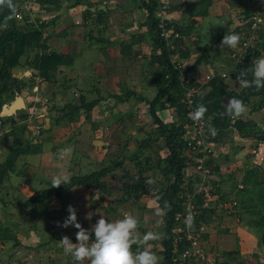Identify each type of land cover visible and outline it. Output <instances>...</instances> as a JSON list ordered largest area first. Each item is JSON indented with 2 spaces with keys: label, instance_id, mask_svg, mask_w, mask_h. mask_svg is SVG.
Here are the masks:
<instances>
[{
  "label": "crops",
  "instance_id": "1",
  "mask_svg": "<svg viewBox=\"0 0 264 264\" xmlns=\"http://www.w3.org/2000/svg\"><path fill=\"white\" fill-rule=\"evenodd\" d=\"M55 1L57 4L51 14L55 20L47 21L49 25L55 22L54 30L45 33L44 39L49 40L50 50L72 55L73 64L60 67L54 83L39 78L41 84L23 89L24 106L13 114L4 111L1 114L14 118L13 124L10 122L6 126L9 128L6 132L13 135L12 148L15 145L30 147L28 154L17 157L13 169L0 184V213L6 215L4 212L8 208L14 213L24 209L27 215L22 219L26 227L29 226L24 233L15 234L7 229L10 237L7 241L14 244L12 247L7 245L8 255L4 258L16 252L14 264H19L18 260L28 264L16 257L20 254L28 256L22 252L24 249L28 253H45L52 264H63L70 256L64 254L59 241L67 236L72 243H77L73 242L77 229L74 226L58 227L57 222L63 223L71 205L77 210V221L85 229H90L100 215L109 220L120 219L125 214L134 215L139 221L138 235L148 231L160 234V239L151 242L153 247L150 249L159 257L160 264L164 261V225L162 212L157 215L161 208L155 192L162 184L172 183L174 178L168 181L155 168L169 151L150 114L149 102L156 98L165 79L162 77L164 67L158 61L161 50L156 48L148 13L139 0ZM78 1L80 3L76 4ZM145 1L151 5L150 0ZM163 1L169 5V23L179 33L184 46L174 58L171 57L172 64L192 68L189 77L194 84L202 86L200 98L210 94V83L216 78L221 79L230 91L243 92L245 88L239 86L231 71L239 65L234 53L241 45V17L251 8L250 1ZM230 30L239 35V43L235 48L222 49V39ZM208 38L207 45L201 46V40ZM199 60L202 63L197 65ZM210 75L214 78L208 81L206 78ZM46 85L57 92L59 101L79 94L81 98H90L91 102L98 101V104L87 121L83 118L77 122L72 115L64 118L61 111L59 123L55 119L53 125L57 126H51V112L36 109L40 101L50 103L41 95ZM174 95L176 92L169 93L157 111L165 124L181 121L177 106L171 101ZM228 100H225L226 105ZM75 106L79 108V102ZM63 111L69 113L66 109ZM22 112L27 114L26 120L18 121L17 116ZM33 116L47 122L46 128L42 122L36 124ZM262 116L261 121L253 115L242 121L261 132L264 130V114ZM22 126H25V139H19L15 134ZM214 128L215 135L208 130L213 153L207 156V165L212 171V191L207 198V207L198 219V229L209 258L214 259L211 264H264L261 240L264 233V164L255 167L250 158V150L257 139L255 134H241L232 123L229 127ZM41 129L46 132L44 135ZM69 146L71 154L59 159L58 151ZM12 148L4 159L0 157V163L7 161ZM186 156L189 162L184 169V187L192 191L199 182L196 163L190 159L196 156L189 153ZM106 168L109 174L104 180V190L73 188L63 199L53 198L47 209H37V213L34 208L24 206L36 192L49 189L52 177L58 173L66 174L69 181L73 176L89 175ZM138 177L145 181L143 193L133 194L124 189V183ZM148 179L153 180L151 186L146 185ZM13 214L11 220L5 218L9 225L14 223ZM89 214L91 219L87 218ZM39 224H46L41 232L36 230ZM15 241L19 242L18 246ZM0 243L3 246L7 242L0 240ZM13 247L16 248L11 250ZM135 250L136 246H133ZM0 253L4 255L6 251Z\"/></svg>",
  "mask_w": 264,
  "mask_h": 264
},
{
  "label": "trees",
  "instance_id": "2",
  "mask_svg": "<svg viewBox=\"0 0 264 264\" xmlns=\"http://www.w3.org/2000/svg\"><path fill=\"white\" fill-rule=\"evenodd\" d=\"M160 0H150V4L145 0H139L142 6L148 13V19L151 30L154 32L156 39V48L161 50V55L158 61L164 67V74L162 77L165 79L164 84L159 87V92L153 101H150V114L154 123L159 127V133L162 138L165 139L166 146L168 148V155L166 158L159 160L155 164V168L160 170L161 174L166 177L168 181L174 178L172 183L167 182L162 184L157 191V200L160 208H164L165 202L170 206L169 209H165L162 212L163 216V232L164 237L162 239L164 261L160 264H174L173 255V230L175 228V217L181 213V195L186 187H184V169L187 167L188 158L186 156L188 149V142L184 135V123L186 122V115L181 100L184 95L183 86L181 84V77L184 76L190 79L189 74L192 68L178 69L172 64L171 56L173 52L167 47L166 42L159 36L158 20L156 13L158 11ZM17 0H13L16 3ZM52 2V1H51ZM50 0H40V4H50ZM80 1L76 2L79 4ZM251 4V2H250ZM248 12L244 14L247 16L253 10V6L250 5ZM16 12V11H15ZM15 12L13 13L9 8L0 7V125H5V121L11 117L2 118L3 107L7 102L14 100V93L10 94V87L16 90V94H21L23 91V83L13 81L12 70L18 66H27L30 70L36 72V76L48 83H54L56 75L62 66H69L73 64L72 55H63L56 51L50 50L47 45V40L44 39V34L49 26L48 22H41L40 25H33L23 30L15 22ZM7 17H11L7 19ZM28 20V19H26ZM25 20V21H26ZM45 40V41H44ZM260 41L256 48L249 50L244 56L242 62L238 65L237 69L231 74L236 79L237 75L251 67L253 59L260 55V50L264 52V32L260 34ZM260 46V50H258ZM33 47L41 50V53L36 54L34 58L28 61L25 65L22 63V58L26 54L28 49ZM202 60L197 62L201 64ZM248 80L252 79L251 73L248 75ZM191 84L195 85L192 81ZM212 91L206 98H197L196 104H203L207 107V112L204 119L207 123V130L209 125L212 127L223 128L231 126L230 118L222 113H225L227 105L226 99L233 97L241 99L246 104L250 98H261L264 102V89L257 90L255 87L245 88L243 92L235 93L229 90V87L223 83L221 79H214L210 83ZM176 92L171 101L176 104L177 112L181 117L180 123L177 124H165L157 115L158 108L164 105V100L169 93ZM84 100V98H83ZM98 104V101H92L90 103H82V105L76 109H85L87 113H91L92 109ZM63 112V117H69L72 112ZM65 112V113H64ZM76 120V119H75ZM73 121V120H72ZM13 124V121H11ZM59 123V119L56 120ZM55 122V123H56ZM241 134L254 135L255 129L250 124L243 121H237L233 125ZM21 132L25 133V126L21 127ZM2 128H0L1 134ZM30 147L23 148V146L15 145L6 162L0 163V184L9 175L15 165V160L20 154H28ZM109 174V170L103 169L96 171L89 175L73 176L68 183L62 184L59 188L50 187L42 191L36 192L28 201L24 202L26 208H34L37 213V209L42 211V208L47 209L53 198L63 199L65 194L71 192L73 188L84 187L86 189L104 190L105 178ZM139 178V177H138ZM137 180L130 179L124 183V189L129 193H143V186L145 181L142 178ZM5 203V202H4ZM198 227V220L196 221ZM9 236L7 235V228L0 221V240L5 242ZM12 238V237H11ZM10 239V237H9ZM15 239V238H14ZM55 239H51L53 241ZM262 243L264 245V233L262 235ZM73 242H78L76 239ZM19 242L15 241V246H18Z\"/></svg>",
  "mask_w": 264,
  "mask_h": 264
},
{
  "label": "built area",
  "instance_id": "3",
  "mask_svg": "<svg viewBox=\"0 0 264 264\" xmlns=\"http://www.w3.org/2000/svg\"><path fill=\"white\" fill-rule=\"evenodd\" d=\"M253 6V10L249 15L241 17V51L239 54L234 53L237 64H240L246 53L254 49L257 42L260 41V34L264 32V0H249ZM169 5L167 2L160 0L156 17L158 20V34L166 42L167 47L174 54L184 49L178 32L173 30L168 19ZM19 20L26 24L32 23L31 19L26 20L25 17L19 15ZM26 20V21H25ZM176 59V58H175ZM175 64V62H174ZM176 67L180 69L177 65ZM226 77L225 74L222 75ZM213 75L207 76L210 81ZM181 84L183 86L184 95L181 103L184 107L186 122L184 123V135L188 142L187 153L195 155L191 157L196 163L195 168L199 176V182L192 191L185 188L181 195L182 211L175 217V228L173 230V255L174 264H211L214 259L209 258L207 246L204 243L202 233L197 227L196 221L201 216L202 210L207 207V198L210 196L212 186L210 178L212 171L207 165V156L213 153V146L210 142L205 119L199 123L189 118V113L197 107L196 100L200 97L202 86L191 84V80L182 76ZM4 118L5 116H1ZM232 125L237 119H230ZM1 124V122H0ZM250 158L255 167L264 164V140H257L254 147L250 150ZM189 165H191L189 163ZM157 194V192H155ZM236 206V203L233 204ZM191 216V227H188L187 221Z\"/></svg>",
  "mask_w": 264,
  "mask_h": 264
},
{
  "label": "clouds",
  "instance_id": "4",
  "mask_svg": "<svg viewBox=\"0 0 264 264\" xmlns=\"http://www.w3.org/2000/svg\"><path fill=\"white\" fill-rule=\"evenodd\" d=\"M7 7L13 13L16 6L13 0H0V7ZM11 17H7L10 19ZM218 25V24H217ZM239 35L231 30L225 34L220 47L235 48L239 43ZM208 40H201V46H206ZM251 73L252 79L248 80ZM236 82L242 88L255 87L257 90L264 89V56L254 59L250 68L240 72L236 77ZM247 111L244 101L238 98H231L225 109V113L230 119L241 117ZM207 112V107L203 104L197 105L194 111L189 113V118L199 123L203 120ZM209 131L215 135V128L209 125ZM72 152L71 146L60 149L57 153L59 159H63ZM68 177L64 173L54 175L50 181L51 186L59 188L62 184L68 183ZM153 180L146 181L147 186H151ZM167 202L164 208L157 212H163L169 209ZM68 216L62 224L57 222L58 227L68 228L74 226L77 229V243H72L69 237L63 236L59 241L65 255L70 256L74 264H159V257L150 249L153 247L152 241L160 239V234L148 231L143 235H138L139 228L138 219L131 214H125L122 218L109 220L105 216L100 218L93 224L90 229H85L77 221V210L69 205L67 208ZM91 219V214L87 217ZM191 227V216L186 222ZM133 246L136 250L133 251Z\"/></svg>",
  "mask_w": 264,
  "mask_h": 264
},
{
  "label": "rangeland",
  "instance_id": "5",
  "mask_svg": "<svg viewBox=\"0 0 264 264\" xmlns=\"http://www.w3.org/2000/svg\"><path fill=\"white\" fill-rule=\"evenodd\" d=\"M47 1V0H45ZM52 1V2H51ZM55 0H50V4H44L41 5L40 4V0H17L16 3H13L16 8H15V22L19 25V27L23 30H26L27 28H29L30 26L33 25H40L41 22H46V21H53L55 20L54 18H51V14L54 11V7L55 4H57V2L55 1V3L53 2ZM21 15L23 17H25L26 19H31L32 23L30 24H26L25 22H22V20L20 21L18 16ZM55 24V22H54ZM49 25L46 33H50L52 30H54V26L55 25ZM45 41V40H44ZM261 42L258 41L257 44ZM47 43H49V40L47 41ZM256 44V45H257ZM259 45V44H258ZM256 48V46H255ZM258 50H260V46H258ZM239 51H241V45L238 48V51L236 53H238ZM41 53V50H39L36 47H33L31 49H28L26 54L24 55V57L22 58V63H24L25 65L28 63L29 60H31L32 58H34V56L36 54ZM261 56H264V52L260 50V55L254 59H257ZM253 59V60H254ZM183 64H180V66L177 63V66L180 69H184L185 67L182 66ZM31 74H30V73ZM232 73V71H231ZM12 74H13V81H18L23 83V89H25L26 87H33L34 85H38L39 83L41 84V79H39V77L36 76V72L30 70L27 66H18L16 68H14L12 70ZM16 90L13 89L12 87H10V94L14 93V100L12 102H7L4 107H3V111L9 112V111H13L15 112L17 109H20L24 106V101L22 100V96L21 94H16L15 93ZM57 92L54 91V89L49 86L46 85V88H44V93H41L42 98L44 99H48L50 101V103L47 100L44 101H40L39 104L37 105L38 109L37 111H47L49 110L51 112L50 114V118H51V126H55L53 125V122L55 119H60L62 117V113L61 111H63V109L68 110L69 112L73 113L74 119H76L75 121H80L81 119H85L86 121L90 118V114L91 113H87L86 110L83 108L82 110L78 111L76 109L77 106H75L76 102H79L80 106L82 105V103H90L91 100L90 98H81L80 95L78 94L77 96H74L72 94L73 97H66L65 100L62 99L59 101L58 97H57ZM40 95V96H41ZM84 97V96H83ZM230 101V99L228 100ZM22 104L21 106L19 104ZM248 105V110L247 112H245L241 117H239L237 119V121H242L244 119H248L249 115H253L255 117H257V119L259 121H261V119H263V114H264V109L261 110L262 108H264V102L261 98H250V100L246 103V105ZM12 113H6V114H13ZM23 114L18 115L17 116V120H26V115L24 114V112H22ZM40 113V112H37ZM246 113L248 115H246ZM35 115H37L35 113ZM2 116V115H1ZM34 120L36 121L35 123L40 125V122H42V124L44 123V128H46L47 126V122H45L44 120H39L40 118L36 116ZM14 118H10L7 122V124L5 123V125H0V128H2L1 130V134H0V157L2 156V158L4 159L7 152L12 148V141H13V135H11L10 131H8L6 126H8V124H10L11 121H13ZM65 122L67 120H64ZM36 124L34 126H36ZM57 126V125H56ZM55 126V127H56ZM261 129V128H260ZM263 129V128H262ZM41 131L43 132V130L41 129ZM13 132V131H12ZM46 132H43L42 135H44ZM15 134L17 136H19V139H25V133L21 132L20 130ZM11 135V136H10ZM38 136V134H36ZM36 135H32L31 137H36ZM29 137V136H28ZM255 138L257 140H264V130H262L261 132L258 131L255 133ZM2 147V148H1ZM6 215H4L3 213H0V221L1 223L4 222V225L7 229H10L11 231H13L15 234L16 233H24L26 232L27 228H29V226L26 227L25 225V221H23L22 216H25V214L27 212H25L24 209H22V211H20V213H14L13 210L11 208L5 209ZM14 214H13V213ZM11 214L14 215V223L13 225L10 224L5 220V218H9L11 220ZM27 215V214H26ZM46 227V224H39V226L36 227V230L38 229L39 232L43 231ZM11 234V233H10ZM9 235V232H8ZM3 240V239H1ZM6 244L2 246V244L0 243V249H2L4 252L6 251V253L4 255H1L2 253H0V257L2 258L0 260V264H14L15 262H17L16 260H14V256L16 254V252H13V255H9L7 256V258H4L8 252L7 250V245L8 247H12V245L14 244V242H8L6 240ZM22 246V245H21ZM16 247L11 248V250H14ZM27 248V247H25ZM0 250V251H2ZM21 250V249H20ZM22 252L27 254L28 256L25 257V255L20 254V255H16V257H20L22 258L24 261H26L28 264H52L50 261H48L46 259V255L45 253H43L42 255H39V252L36 253H31V251L26 252L24 251V249H22ZM3 260V261H2ZM72 258H66L63 264H73L70 263L72 262ZM19 264H23V261L18 260ZM55 264V263H54ZM57 264V263H56ZM61 264V263H58ZM85 264H88L87 261H85Z\"/></svg>",
  "mask_w": 264,
  "mask_h": 264
},
{
  "label": "water",
  "instance_id": "6",
  "mask_svg": "<svg viewBox=\"0 0 264 264\" xmlns=\"http://www.w3.org/2000/svg\"><path fill=\"white\" fill-rule=\"evenodd\" d=\"M22 104L20 103V106H21ZM13 111H9V112H6V113H12Z\"/></svg>",
  "mask_w": 264,
  "mask_h": 264
},
{
  "label": "bare ground",
  "instance_id": "7",
  "mask_svg": "<svg viewBox=\"0 0 264 264\" xmlns=\"http://www.w3.org/2000/svg\"><path fill=\"white\" fill-rule=\"evenodd\" d=\"M20 105V104H19Z\"/></svg>",
  "mask_w": 264,
  "mask_h": 264
}]
</instances>
